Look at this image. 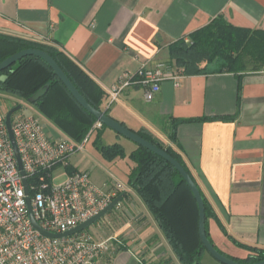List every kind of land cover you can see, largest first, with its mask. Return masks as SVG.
<instances>
[{
    "label": "crops",
    "instance_id": "0c3cea01",
    "mask_svg": "<svg viewBox=\"0 0 264 264\" xmlns=\"http://www.w3.org/2000/svg\"><path fill=\"white\" fill-rule=\"evenodd\" d=\"M218 15L236 26L264 29V0H0V33L57 47L106 92L143 64L167 63L175 78L164 80L151 101L135 85L112 103L107 93L103 106L129 128L146 130L180 153L223 226L209 219L214 243L244 257L249 250L236 242L264 248V69L186 73L169 51L174 41L188 39ZM21 102L25 112L41 113ZM180 119L185 121L175 124ZM103 136L127 151L134 147L112 129H104ZM127 158L120 174L115 161ZM110 163L121 178L112 171L101 186L115 179L127 194L111 211L112 232L99 235L119 241L98 264H182L128 183L133 161ZM210 257L204 253L203 263H220Z\"/></svg>",
    "mask_w": 264,
    "mask_h": 264
},
{
    "label": "trees",
    "instance_id": "16d2710c",
    "mask_svg": "<svg viewBox=\"0 0 264 264\" xmlns=\"http://www.w3.org/2000/svg\"><path fill=\"white\" fill-rule=\"evenodd\" d=\"M26 48H39L48 52L89 103L111 115L108 108L103 106L107 92L62 50L53 45L0 33V62ZM169 51L171 61L182 67L186 73L240 74L257 71L264 69V29L236 26L222 15H218L208 24L192 32L188 39L180 38L174 41L170 44ZM44 85H48L46 93L36 102H29V98ZM0 93L32 104L61 131L77 141L82 140L97 122V118L76 100L50 65L35 55H27L0 71ZM19 103L22 104L17 102ZM182 121L185 120H177L175 124ZM106 128L109 127L102 124L95 130L97 131L95 144L100 141L97 148L110 161L124 157H129L133 161L128 183L159 223L180 262L204 264L202 260L204 253L214 258L199 236L198 204L182 175L166 159L133 141L134 147L130 151L118 141L103 143V130ZM135 131L181 162L196 182L178 151L171 146H165L146 130ZM169 137L173 141L176 139L174 132ZM69 170L72 172L74 168L69 167ZM199 189L205 203L206 232L211 242L218 248L210 236L209 219H216L222 230L223 226L209 199L200 187ZM236 243L249 250L244 257L232 256L218 249L240 262L251 263L264 259V248Z\"/></svg>",
    "mask_w": 264,
    "mask_h": 264
},
{
    "label": "built area",
    "instance_id": "2783aa9c",
    "mask_svg": "<svg viewBox=\"0 0 264 264\" xmlns=\"http://www.w3.org/2000/svg\"><path fill=\"white\" fill-rule=\"evenodd\" d=\"M170 77L175 78L165 62L155 66L143 64L135 73H125L108 89L109 102L118 100L123 90L135 85L142 86L145 99L151 101L162 82ZM101 126L97 120L87 135L77 141L57 131L52 133L33 113L13 115L12 130L25 171L22 174L6 113L0 112V264H98L100 257L119 241L116 235L96 238L83 230L50 237L33 225L30 216L31 208L42 229L62 233L99 213L123 191L124 185L118 180L103 187L89 171L69 170L70 157L82 150ZM58 165L67 168V180L61 184H55L53 177V169Z\"/></svg>",
    "mask_w": 264,
    "mask_h": 264
},
{
    "label": "water",
    "instance_id": "95a60500",
    "mask_svg": "<svg viewBox=\"0 0 264 264\" xmlns=\"http://www.w3.org/2000/svg\"><path fill=\"white\" fill-rule=\"evenodd\" d=\"M27 55H35L37 57L42 58L45 62H47L50 67L53 69L55 74L59 77L60 80L65 84V86L68 88V90L71 92V94L76 98V100L90 113H92L98 121H100L102 124L108 126L110 129L117 132L119 135L124 136L125 138L144 146L145 148L153 151L154 153L158 154L159 156L166 159L168 162H170L177 171L182 175L183 179L187 182L188 186L190 187L192 193L194 194V197L198 204V233L199 236L208 250V252L219 262L222 264H264V259L257 262H251V263H245L240 262L238 260H235L229 256H227L225 253L221 252L218 248L215 247V245L211 242L210 238L207 235L206 232V213H205V203L203 196L201 194V191L197 185V183L194 181L190 173L185 169V167L179 162L175 157H173L171 154H169L165 149L158 146L156 143H153L152 141L146 139L145 137L138 134L135 130L129 128L128 126L122 124L117 119L113 118L111 115L107 114L105 110H100L94 107L89 101L80 93V91L77 89V87L74 85V83L71 81V79L68 77V75L64 72V70L61 68V66L58 64V62L45 50L39 49V48H26L23 50H20L8 57H6L4 60L0 62V71L4 70L5 68L11 66L15 62H17L19 59L27 56ZM48 90V85H44L39 90H37L30 98L29 102L34 103L36 102L41 96H43L46 91ZM22 108V104L19 103L13 107H11L6 112V124L9 131V136L11 139V142L13 144L15 154L18 160L19 168L21 169V173L25 174V171L23 169V163L21 160L20 153L18 151L15 136L12 130V116L13 114L20 110ZM25 184V191L28 194V183L27 179H24ZM125 196V192L120 193L117 197H115L105 208H103L99 213L92 216L88 220L82 222L78 226L69 229L67 231H64L62 233H51L44 229H42L37 221L34 219L33 214L31 212L30 208V216L33 222V225L39 229L42 233H44L47 236L50 237H64L68 235L75 234L77 232H80L84 230L87 226L94 223L104 215H106L110 210H112ZM28 204L30 207V198L27 197Z\"/></svg>",
    "mask_w": 264,
    "mask_h": 264
},
{
    "label": "rangeland",
    "instance_id": "374dc122",
    "mask_svg": "<svg viewBox=\"0 0 264 264\" xmlns=\"http://www.w3.org/2000/svg\"><path fill=\"white\" fill-rule=\"evenodd\" d=\"M17 102H21V100H18L16 97L7 95V94H2L0 93V112L1 113H6L11 107L17 105ZM25 105L18 111H16L13 115L17 114H22L25 111ZM36 115L44 122L49 130H52L51 132L54 133V131L59 132V128L51 122L49 119H47L45 116H43L41 113H36ZM107 130H111L110 128H107ZM96 133L97 131H94L93 135L90 138L89 143L80 151L77 153L73 154L69 161L72 165H74V168L78 170H87L91 174L92 179L98 184L102 185L103 182H106L107 179H109V175L112 171L114 170V164L110 163V160L106 159L102 153L99 151L97 148V145L95 144L96 140ZM119 139L126 145L129 141L131 140L125 138L124 136L120 135ZM102 141L103 143L109 142L107 137L105 138L102 136ZM126 158V157H124ZM127 160H120V161H115L118 163V170L120 171V174L124 173V166L127 164ZM113 167L109 168L110 165ZM67 168L64 165H58L53 169V177H54V183L55 184H61L67 180ZM115 173H117L115 171ZM119 175V173H117ZM121 178V176L119 175ZM106 187V186H104ZM114 209V208H113ZM112 209V210H113ZM112 210H110L106 215L95 221L94 223L90 224L87 226L83 231L86 233L91 234L92 236L98 238L100 233L104 231L106 233L107 231L112 232L111 230V225L110 221H114L115 217L114 215L111 216ZM111 212V213H110ZM111 216V217H110ZM211 222V221H209ZM114 232V231H113ZM227 244L228 241H226ZM221 247L224 248H219V249H225L226 246L221 245ZM227 249V248H226ZM224 252V250H222ZM228 251V250H227ZM207 254V253H206ZM212 258V257H210ZM214 260V259H213ZM217 262V261H216ZM220 264V263H219Z\"/></svg>",
    "mask_w": 264,
    "mask_h": 264
}]
</instances>
